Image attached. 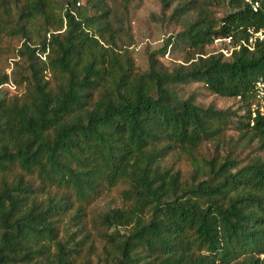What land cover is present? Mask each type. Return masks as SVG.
Listing matches in <instances>:
<instances>
[{
  "label": "trees",
  "instance_id": "1",
  "mask_svg": "<svg viewBox=\"0 0 264 264\" xmlns=\"http://www.w3.org/2000/svg\"><path fill=\"white\" fill-rule=\"evenodd\" d=\"M83 1L0 0V87L17 91L0 99V264H76L90 207L113 190L121 205L94 221L97 264H264V162L200 153L232 117L264 147V119L250 124L264 44L205 52L264 15L220 0L230 10L216 19L202 3L158 51L186 43L184 64L152 53L141 71L106 0ZM177 1L174 19L196 8ZM187 82L237 99L243 115L180 98L174 86ZM171 159L194 167L189 179Z\"/></svg>",
  "mask_w": 264,
  "mask_h": 264
},
{
  "label": "rangeland",
  "instance_id": "2",
  "mask_svg": "<svg viewBox=\"0 0 264 264\" xmlns=\"http://www.w3.org/2000/svg\"><path fill=\"white\" fill-rule=\"evenodd\" d=\"M193 1L194 10L182 16L179 19L172 18L177 0L172 1L168 6L163 0H106L107 5L115 19V24L122 27L123 31L120 35L119 44L124 45L134 65L141 71L149 68V55L152 53L167 68H172L176 64H184V61L191 55L192 50L186 43L177 45L176 48L168 47L165 54H161L164 43L167 39L178 35L184 30L187 23L196 18L197 7L202 3H208L210 12L213 17L220 19L227 14L230 8L226 4H221L220 0H188ZM84 1L81 0V4ZM220 45L212 42L205 48L206 54L217 51ZM11 67L6 68V72L10 73ZM180 98H191L195 104L203 107L212 106L215 109L236 111L237 115H243V111H238V100L235 98L221 97L211 93L201 82H187L174 86ZM16 91L15 87L9 83L0 87V99L4 96H11ZM21 92L20 90L18 91ZM237 117H232V121L228 128L222 132L220 138H212L204 141L200 153L205 158L213 156H230L236 159L239 166L249 164L254 161L264 162V147L261 141L254 137L252 140L248 134H243L238 130ZM174 162V163H172ZM172 163L175 169H181L183 177L189 179L194 167L184 159L167 162ZM199 178V176H198ZM121 205V198L117 190H113L104 197L97 199L90 207V214L87 216L85 230L82 237L86 235L85 247L81 251V258L76 259V264H83V259L90 257L89 264L96 263V253L103 245V241L97 235L98 223L94 222L97 214L103 213L107 209H111ZM120 232L125 229L119 227ZM115 231L110 228L109 233ZM87 251L89 254H87Z\"/></svg>",
  "mask_w": 264,
  "mask_h": 264
},
{
  "label": "built area",
  "instance_id": "3",
  "mask_svg": "<svg viewBox=\"0 0 264 264\" xmlns=\"http://www.w3.org/2000/svg\"><path fill=\"white\" fill-rule=\"evenodd\" d=\"M241 2L248 5L253 12L264 15V0H241ZM247 32L248 36L246 38L235 43L230 36L214 37L213 43L220 45L216 52L223 54L225 57H229L241 47H245L249 51H254L256 44H264V27L259 29L248 28ZM257 116L264 119V75L259 76L254 82L251 125L254 123L253 118Z\"/></svg>",
  "mask_w": 264,
  "mask_h": 264
}]
</instances>
